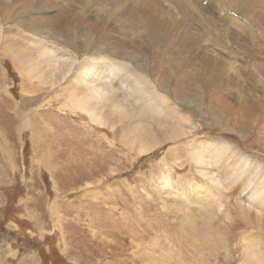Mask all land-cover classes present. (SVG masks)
I'll list each match as a JSON object with an SVG mask.
<instances>
[{"label":"rangeland","instance_id":"rangeland-1","mask_svg":"<svg viewBox=\"0 0 264 264\" xmlns=\"http://www.w3.org/2000/svg\"><path fill=\"white\" fill-rule=\"evenodd\" d=\"M85 2L0 0L3 35L41 44L33 72L0 55V264H264V216L236 211L264 214V0Z\"/></svg>","mask_w":264,"mask_h":264},{"label":"bare ground","instance_id":"bare-ground-1","mask_svg":"<svg viewBox=\"0 0 264 264\" xmlns=\"http://www.w3.org/2000/svg\"><path fill=\"white\" fill-rule=\"evenodd\" d=\"M85 3H88V6L89 7H91V8L93 7V4L90 3V0H86ZM126 12L128 13L127 10H126ZM96 14L98 15V18H99L98 21L99 22H101V23L107 22V19H104L105 18L104 15L101 14L99 11H97ZM0 33L2 34V35L0 34V49H1L0 55L2 54L3 56L12 57L11 59H12V61L15 62L16 66L18 65V67H20L21 69H24L25 67H29L30 71L33 72L32 65H35V62H37V61L34 62L31 59L32 58L31 53L35 49L36 50H41V48H39L41 46V44H39V43H33V44H35V45H33L32 43H28L26 39H24V40H22L21 38L17 39V38H15V36L10 37V34L3 35L2 29L0 30ZM85 41H90V39H88L86 37V40ZM48 49H49V52L52 53L49 45H48ZM64 54L67 56L66 58L59 57V58L55 59V61H59L60 60V63L58 65H57V63L50 62L51 63L50 66H46V68H45L44 64H42L41 65L42 66L41 67V71H47V70L53 71L56 68L59 71L62 70V64H63V62L66 61V62L70 63V61H72V59H73V57L69 53H66L65 52ZM95 58H96L95 59L96 61H97V59L100 60V61H103L102 60L103 57L101 58V56H95ZM104 63H101L97 67L99 69H101V70H102V68L103 69L105 68L104 74H106L105 71H107L109 69V67H105V64ZM53 72L56 73L57 71H53ZM83 72L85 73V76L86 77H91V79L89 81H87V85H88L87 86V89H91L92 90L91 94L90 93L88 94L89 95L88 96V101H86V102L83 101V99H82L83 96H82V93L81 92H80L81 93L80 96H76V98H75V94H74V95H72L70 97V99L71 100H75L74 105L76 107H79V109H81L82 111H84L85 114H87L92 120H94V119L97 118V115H98L97 112H96V110L94 109V105L96 104L95 100L96 99L102 100V96L103 95L106 96L107 93L104 92V91H102V90H100L99 87L102 86V85H100L99 87L96 85L95 81H97L99 79V75L96 74L95 70L92 71L90 67H86L83 70ZM97 89H99V91L101 93L100 95H98ZM80 91L83 92V88H81ZM13 105H14V108H15V111H16V114H17V117H19V112L18 111H19L20 106L17 105V104H13ZM101 123L105 124L106 121H102L101 120ZM106 124H109V122H107ZM166 128L167 127L165 126L164 129H166ZM164 129L160 128V129H157V130L162 131ZM139 130H140V132H138L136 134H129V133L127 134V133H124L123 140L124 139H127L128 140L127 145L129 147L130 153L135 154V151L136 150L133 149V146H135V145H140V150H139L140 152H146V151H149L151 149H154L155 146L161 144V143H158V141H160L161 138H159V137L158 138H155V131H152V127L148 128V129H146V128H140ZM180 134L181 133H179L178 136ZM183 135H184V133L182 132V136ZM218 148L222 149L221 151H217L218 152V157L221 158V159H223V157H225L226 155L228 156V158L232 159L233 157L241 154V152H238V151L234 150L231 145L229 147L228 146H225L224 147L223 145L220 144L218 146ZM197 154H198V152H195V155H197ZM200 163H203L204 164V169L207 171V167H206V164H205V158H202L201 157V160H198V162L196 164L197 170L199 172H200ZM82 165H85V163H83ZM216 179L217 178H215V180H214V184L216 182ZM164 180L165 181H169V176L166 175V177L164 178ZM236 211L244 219L254 217V218H257V220H258V217L259 216H264L263 213L259 212L258 210H255V209L251 208L250 205H248L245 202H239L238 203V206L236 207ZM100 224L102 225V223H100ZM243 241H247V243H248V245L250 247L251 244H252L253 239L251 237L244 236L243 237ZM262 253H261V255H262ZM255 260H256V264H263L262 259L260 258V256L256 255V259Z\"/></svg>","mask_w":264,"mask_h":264}]
</instances>
